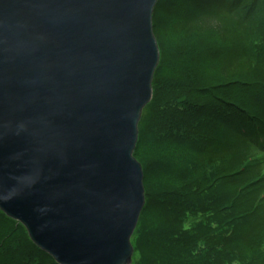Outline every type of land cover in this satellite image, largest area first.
I'll list each match as a JSON object with an SVG mask.
<instances>
[{"label":"water","instance_id":"obj_1","mask_svg":"<svg viewBox=\"0 0 264 264\" xmlns=\"http://www.w3.org/2000/svg\"><path fill=\"white\" fill-rule=\"evenodd\" d=\"M159 0H0V210L57 264H133Z\"/></svg>","mask_w":264,"mask_h":264},{"label":"trees","instance_id":"obj_2","mask_svg":"<svg viewBox=\"0 0 264 264\" xmlns=\"http://www.w3.org/2000/svg\"><path fill=\"white\" fill-rule=\"evenodd\" d=\"M153 24L133 264H264V0H159ZM0 264L57 263L0 210Z\"/></svg>","mask_w":264,"mask_h":264},{"label":"rangeland","instance_id":"obj_3","mask_svg":"<svg viewBox=\"0 0 264 264\" xmlns=\"http://www.w3.org/2000/svg\"><path fill=\"white\" fill-rule=\"evenodd\" d=\"M263 156V155H262Z\"/></svg>","mask_w":264,"mask_h":264}]
</instances>
